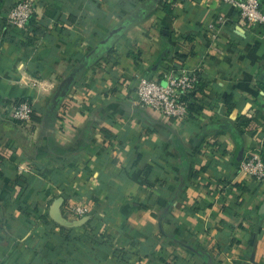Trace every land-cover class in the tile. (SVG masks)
<instances>
[{
    "label": "crops",
    "instance_id": "obj_1",
    "mask_svg": "<svg viewBox=\"0 0 264 264\" xmlns=\"http://www.w3.org/2000/svg\"><path fill=\"white\" fill-rule=\"evenodd\" d=\"M20 1L0 0V264H264V183L238 169L264 157V27L221 0H34L22 31ZM181 70L186 120L136 106Z\"/></svg>",
    "mask_w": 264,
    "mask_h": 264
},
{
    "label": "built area",
    "instance_id": "obj_2",
    "mask_svg": "<svg viewBox=\"0 0 264 264\" xmlns=\"http://www.w3.org/2000/svg\"><path fill=\"white\" fill-rule=\"evenodd\" d=\"M238 10L240 19L250 26L264 27V12L261 0H221ZM36 13L34 0H22L18 2L8 13V23L19 30L26 31L30 21ZM226 19L219 18L209 24V30L216 35L218 24H224ZM200 84V73L196 70H181L167 75V83L141 78L137 86L136 106L148 109L162 115L165 118L184 121L190 116L189 101L186 96H194ZM34 114L33 104L24 100L14 105L9 117L22 124L32 121ZM241 174L251 177L257 182L264 183V157L259 153H250L241 160L239 167ZM73 213L78 218L89 215L90 209L87 203H81L73 207Z\"/></svg>",
    "mask_w": 264,
    "mask_h": 264
},
{
    "label": "trees",
    "instance_id": "obj_3",
    "mask_svg": "<svg viewBox=\"0 0 264 264\" xmlns=\"http://www.w3.org/2000/svg\"><path fill=\"white\" fill-rule=\"evenodd\" d=\"M13 8V7H12ZM162 8L164 9V10H166L167 12H172V8L169 6V4H167V3H162ZM11 11V10H10ZM9 11V12H10ZM34 17V16H33ZM33 17H32V19H33ZM32 19H31V21H30V24H31V22H32ZM200 85V84H199ZM191 98H192V96H186V100H188L189 101V107H190V109H191V107H192V104H191Z\"/></svg>",
    "mask_w": 264,
    "mask_h": 264
},
{
    "label": "water",
    "instance_id": "obj_4",
    "mask_svg": "<svg viewBox=\"0 0 264 264\" xmlns=\"http://www.w3.org/2000/svg\"><path fill=\"white\" fill-rule=\"evenodd\" d=\"M66 84H67V81L64 84H62V86L60 87V89L58 91V94L56 95V99L59 98V96L61 95V93L64 91Z\"/></svg>",
    "mask_w": 264,
    "mask_h": 264
}]
</instances>
